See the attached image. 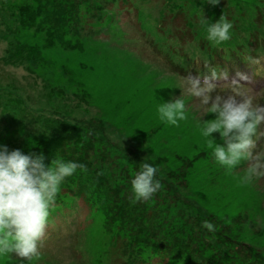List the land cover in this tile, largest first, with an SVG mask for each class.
Listing matches in <instances>:
<instances>
[{"label": "rangeland", "instance_id": "rangeland-1", "mask_svg": "<svg viewBox=\"0 0 264 264\" xmlns=\"http://www.w3.org/2000/svg\"><path fill=\"white\" fill-rule=\"evenodd\" d=\"M201 12L226 16L235 42L207 41ZM205 62L247 75L239 91L264 105V0H0V145L84 165L60 186L39 257L0 264H163L151 244L182 247L184 264H264V176L215 162L201 133L213 115L184 90ZM180 95L187 118L162 121L157 103ZM142 161L162 187L136 201Z\"/></svg>", "mask_w": 264, "mask_h": 264}, {"label": "clouds", "instance_id": "clouds-1", "mask_svg": "<svg viewBox=\"0 0 264 264\" xmlns=\"http://www.w3.org/2000/svg\"><path fill=\"white\" fill-rule=\"evenodd\" d=\"M206 2L216 6L220 0ZM199 24L205 26L206 39L210 43L220 44L231 38L233 24L223 14L212 23L201 12ZM205 68L209 74L202 78L188 75L181 79L185 92L199 100L213 115L212 119L202 121L201 128L202 135L208 138L212 157L229 171L242 161L247 162L246 181L253 176H264V149L257 151L258 129L264 125V105L255 103L253 96L239 91L245 86L241 81L249 80L247 75L237 72L229 81L226 71L209 67L207 62ZM222 85L236 91L217 92ZM157 105L160 119L171 125L187 118L181 95ZM213 133L219 134L222 145L215 143ZM259 136L264 137V131H260ZM77 168L83 169L84 165L60 158L45 165L43 155H25L20 149L9 150L6 145H0V256H14L21 262L39 257L50 209L60 186ZM157 173L158 168L151 163H140V170L131 180L134 200H149L161 189ZM202 227L209 232L215 230L210 221H204Z\"/></svg>", "mask_w": 264, "mask_h": 264}, {"label": "trees", "instance_id": "trees-1", "mask_svg": "<svg viewBox=\"0 0 264 264\" xmlns=\"http://www.w3.org/2000/svg\"><path fill=\"white\" fill-rule=\"evenodd\" d=\"M227 42H235L234 40H228ZM239 49L241 48V46H243L245 49L246 48H249L250 49V53H249V56L252 60H254L256 58V48L253 47L251 41H247L246 44L244 43H241L239 44ZM64 157V156H63ZM62 157V158H63ZM49 163V165L51 164V161L50 162H45V164ZM152 245V248H154V251L150 254V256H154L155 258H158L159 255H158V252L161 254V255H164L162 256L163 258L160 260V258H158L163 264H184L183 261L186 260L187 258V254L185 252V250L181 247V249L174 253L173 255H170L167 253V250L164 248V247H161L159 244L158 246L157 245H154V244H151ZM184 253V254H183ZM184 257V258H182ZM165 259V260H164Z\"/></svg>", "mask_w": 264, "mask_h": 264}]
</instances>
